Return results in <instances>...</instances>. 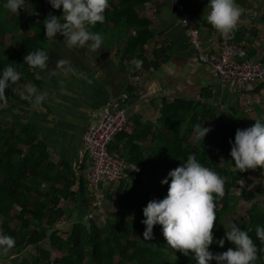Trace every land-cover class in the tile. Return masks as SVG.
I'll use <instances>...</instances> for the list:
<instances>
[{"label": "trees", "instance_id": "obj_1", "mask_svg": "<svg viewBox=\"0 0 264 264\" xmlns=\"http://www.w3.org/2000/svg\"><path fill=\"white\" fill-rule=\"evenodd\" d=\"M149 1L108 0L104 22L91 26L93 32L101 34L102 41L112 33L109 49H116L122 60L145 59L150 22L139 15L137 6ZM4 2L0 0V69L12 64L20 73L17 83L21 87L31 83L39 91L46 68L40 72V79H35L33 73L38 70L29 69L23 56L42 49L48 65L51 51L62 36L58 34L51 41L44 36L43 19L54 9H49L47 0H24V8L16 14L3 8ZM5 96L6 103L0 102V235L12 237L15 243L7 253L0 254V264L22 254L29 245L35 247V253L28 254L30 261L23 264H50L51 251L42 246L46 241L52 248L64 250L62 257L55 258L57 264H195L191 254L184 256L167 245L158 224L153 226L152 237L144 239L145 226L141 223L142 208L167 194L168 184H161V180L188 154L225 178V195L214 201V238L224 237L225 227L237 223L256 246L254 264H264V244L255 236L256 225H264V187L246 191L244 180L254 178L252 170L240 172L229 155V141L234 140L238 128L244 129L238 118L227 119L210 109L202 111L199 105L182 99L165 101L160 109L164 130L155 132L156 146L145 161L138 162V169L128 168V177L113 191L107 189L106 197L117 201V210L98 222L95 218L90 222L80 220L63 237L54 228L73 211L60 204L80 198L85 203L91 195L87 178L80 176L74 190L75 171L69 162H57L52 157L38 124L31 118L32 105L11 89H5ZM196 124L210 129L202 140L193 132ZM261 175L258 166L256 177ZM14 220L18 226L12 225ZM230 247L234 245L225 240L222 247L213 243L209 250L217 253Z\"/></svg>", "mask_w": 264, "mask_h": 264}, {"label": "crops", "instance_id": "obj_2", "mask_svg": "<svg viewBox=\"0 0 264 264\" xmlns=\"http://www.w3.org/2000/svg\"><path fill=\"white\" fill-rule=\"evenodd\" d=\"M181 1L197 21L208 51H219L224 38L206 21L208 0ZM235 3L241 15L227 38L246 40L239 60L264 62V0H235ZM56 10L49 13L55 14ZM137 10L150 22L147 26L151 37L145 45L144 60H122L116 55V49L110 50L112 33L94 52L75 48L74 60L72 55L66 57L63 36L57 39L51 51L43 87L38 91L46 96L30 114L48 143L52 157L57 162L67 161L73 167L74 190L79 186L80 176L86 180L90 157L83 134L93 120L91 112L115 101L123 92L129 94L128 124L109 149L124 158L131 169H138V162L145 161L156 146L155 132L164 130L160 109L165 101L182 99L199 105L202 111L210 109L227 119L238 118L242 127L264 118V80L247 82L241 89L223 82L214 68L198 60L171 0H150L138 5ZM19 12L20 9L16 14ZM88 30L92 31L91 26ZM135 60L141 62L139 69L135 68ZM59 61L65 63L58 67ZM71 64H75L74 69L70 68ZM248 107L252 108L251 112L246 111ZM249 183L264 187V171L261 178H252ZM88 198L92 203V196ZM84 204V198H80L72 208Z\"/></svg>", "mask_w": 264, "mask_h": 264}, {"label": "clouds", "instance_id": "obj_3", "mask_svg": "<svg viewBox=\"0 0 264 264\" xmlns=\"http://www.w3.org/2000/svg\"><path fill=\"white\" fill-rule=\"evenodd\" d=\"M52 9H60L61 15L49 13L43 19L44 36L51 41L57 35L63 36L67 48H87L96 51L102 43L98 32L89 31L97 22L103 23L104 10L108 0H47ZM3 8L17 13L24 8V0H5ZM206 21L222 38L234 31L241 15V9L235 0H208ZM180 15V14H179ZM48 56L42 49H36L23 56V63L29 69H35V79L47 64ZM65 63L58 62V67ZM136 69L141 67L139 60L134 61ZM20 73L12 64L0 69V102L6 103L5 89L16 92L20 99L27 100L35 109L45 99L46 94L38 92L35 85L26 83L22 87L17 83ZM15 86V87H13ZM235 131L234 140H230V157L234 166L243 172L247 169L264 171V118L255 119L253 125L245 123ZM210 129L200 124L193 126L194 134L201 140ZM111 152V151H110ZM124 159V158H123ZM182 164L171 169L161 184H168L167 194L162 199H152L142 208L145 226L143 238L152 237L154 225L161 226L162 235L170 248L184 256L191 254L195 264H254L257 259L256 246L245 230L237 223L225 227L224 237L214 238L213 227L216 220L215 202L224 197L225 178L214 170L203 166L192 154H188ZM128 163V162H127ZM129 168V166H128ZM170 178V180H169ZM107 201V200H106ZM105 201V205H106ZM256 238L264 244V225H256ZM225 240L234 245L226 251L213 253L209 245L216 243L221 247ZM14 239L0 235V254H5L14 246Z\"/></svg>", "mask_w": 264, "mask_h": 264}, {"label": "built area", "instance_id": "obj_4", "mask_svg": "<svg viewBox=\"0 0 264 264\" xmlns=\"http://www.w3.org/2000/svg\"><path fill=\"white\" fill-rule=\"evenodd\" d=\"M171 1L180 14V23L189 43L196 51L198 60L214 68L223 82H229L241 89L247 82L264 80V62L239 60L246 40L224 38L219 51L209 52L191 11L181 0ZM128 99L129 94L123 92L115 101L100 107L98 111H92L90 116L93 120L87 124L83 134L90 157L86 178L91 191L92 206L96 211H99L107 200V189L113 191L118 182L128 177L127 161L109 150L117 134L128 124ZM246 111L251 112L252 108L248 107Z\"/></svg>", "mask_w": 264, "mask_h": 264}, {"label": "rangeland", "instance_id": "obj_5", "mask_svg": "<svg viewBox=\"0 0 264 264\" xmlns=\"http://www.w3.org/2000/svg\"><path fill=\"white\" fill-rule=\"evenodd\" d=\"M65 50L67 52V56L66 57H71L70 55H72V59L74 60V55H75V47L69 49L66 46H64ZM80 49V48H77ZM252 62H255L254 60H252ZM71 69L75 68V64H71ZM252 170V174L254 179L256 178V169H249ZM146 183H148V180H146ZM244 189L246 191H251V190H257V189H261L260 185H256L254 183V185L252 186L248 181L244 180ZM46 187V186H45ZM259 187V188H258ZM45 189V188H44ZM46 190V189H45ZM262 194V193H261ZM260 196V195H258ZM89 196L86 197V202L87 203V207L83 205V207H79L78 208H72L73 206H75V202H73L72 200L70 201H62L61 202V206L65 207V208H72V216L69 217L67 220H64L63 222L59 223L54 229H58V232L61 236L66 237L67 236V232L72 228L73 224L82 220L85 222H90L92 219H96V221H100L104 219L105 215H111L113 214L114 211L117 210V201H113V200H109L107 199L106 201V205L105 202L102 205L101 209L99 211H96L93 206L92 203H90V200L88 199ZM91 199V198H90ZM92 202V199H91ZM81 204V203H80ZM242 209V207L240 208V210ZM232 215L234 216V212H231ZM92 215V216H89ZM104 215V216H103ZM103 217V218H102ZM12 225L14 226H18L19 222L17 220H14V222L12 223ZM42 246L46 249H49L51 251V259H50V264H57V260L55 258H59L62 257L64 255V250L61 249H55L52 248L50 243L48 241H46L44 244H42ZM35 253V247L34 246H27L26 250L22 253V254H18L15 255L14 258L12 260H6L4 262V264H23L24 262H27L28 260L30 261L29 255L28 254H34Z\"/></svg>", "mask_w": 264, "mask_h": 264}]
</instances>
